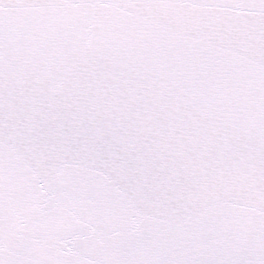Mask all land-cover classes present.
<instances>
[{
    "label": "snow or ice",
    "instance_id": "obj_1",
    "mask_svg": "<svg viewBox=\"0 0 264 264\" xmlns=\"http://www.w3.org/2000/svg\"><path fill=\"white\" fill-rule=\"evenodd\" d=\"M0 264H264V0H0Z\"/></svg>",
    "mask_w": 264,
    "mask_h": 264
}]
</instances>
